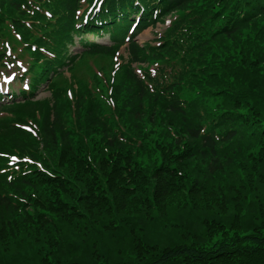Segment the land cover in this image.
Segmentation results:
<instances>
[{
  "label": "trees",
  "instance_id": "16d2710c",
  "mask_svg": "<svg viewBox=\"0 0 264 264\" xmlns=\"http://www.w3.org/2000/svg\"><path fill=\"white\" fill-rule=\"evenodd\" d=\"M11 68L0 264H264V0H0Z\"/></svg>",
  "mask_w": 264,
  "mask_h": 264
},
{
  "label": "rangeland",
  "instance_id": "374dc122",
  "mask_svg": "<svg viewBox=\"0 0 264 264\" xmlns=\"http://www.w3.org/2000/svg\"><path fill=\"white\" fill-rule=\"evenodd\" d=\"M165 28V25L164 24H161L159 23L157 25V27H149L148 29L144 30L136 39L139 41V43L141 44H152L154 45V41L156 39V35L157 33L161 32L163 29ZM100 43H108V38L105 37L103 39H100L99 40ZM80 48H76L74 50V53L76 52H79ZM119 61H117L116 59L114 60V62L116 64H119V63H124L128 61L129 59V56H128V53H127V50H125V48L121 49V52L119 54ZM88 60L87 62V65L86 66H82L81 63L83 62V60H77V63L74 65V70L71 72L70 70L65 72L64 75H63V78H66L67 79V87H69L71 90H73V88H76V81L78 80H81V79H87V77L89 76V74L91 72H89V68L90 67L91 69L92 68H95V71L96 70H102L100 71V73L98 71H94L96 74L99 73L102 75V79L103 81H105V77L106 78H109L110 76V73L112 74V69H111V66H112V63H111V60L106 58V57H102L101 59H94V58H89L87 57L86 58ZM23 62V61H22ZM25 62H23L24 64ZM88 66V67H87ZM103 68L106 69V71H103ZM89 72V73H88ZM13 74V71H11L10 73H7V75H11ZM17 74V76H16ZM92 74L89 76L91 77ZM15 77H18V73L15 72ZM14 77V78H15ZM12 81H10L9 83H11ZM8 83V84H9ZM26 84H30V81L29 80H26L25 81ZM24 83V84H25ZM8 84L6 85L3 81L2 85H3V89L5 91V89L7 90V86ZM16 88V92L18 91V87H15ZM6 93V92H5ZM37 98L38 99H44V98H48L50 96V92H48V90L46 88H42L39 89L37 91Z\"/></svg>",
  "mask_w": 264,
  "mask_h": 264
},
{
  "label": "snow or ice",
  "instance_id": "6c2138e0",
  "mask_svg": "<svg viewBox=\"0 0 264 264\" xmlns=\"http://www.w3.org/2000/svg\"><path fill=\"white\" fill-rule=\"evenodd\" d=\"M134 27H135V25L131 26L130 29H129V31L134 30ZM9 67H11V66L9 65ZM139 71H140V70L137 69V72H139ZM152 72H153V75H154V74H155L154 70H152ZM14 77H15V73H13V74H11V75H5V74H3V73H0V79H2L6 85H7L10 81H12V80L14 79ZM22 87H23V88H27V87H28V84L25 83V84L22 85ZM11 159H12V160H15L16 157L13 156ZM9 179H11V177H9Z\"/></svg>",
  "mask_w": 264,
  "mask_h": 264
}]
</instances>
